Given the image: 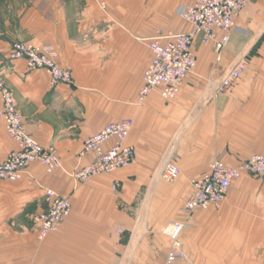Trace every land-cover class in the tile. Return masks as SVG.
<instances>
[{"label":"crops","instance_id":"0c3cea01","mask_svg":"<svg viewBox=\"0 0 264 264\" xmlns=\"http://www.w3.org/2000/svg\"><path fill=\"white\" fill-rule=\"evenodd\" d=\"M190 2L0 0V76L28 133L56 149L63 165L47 173L35 162L19 182L0 180V234L7 242L19 240L21 264H165L172 241L164 230L185 218L192 181L214 160L238 165L264 154V0H251L239 12L220 59L212 45L195 39L197 65L175 98L155 90L139 102L152 58L148 39L159 30L189 31L179 10ZM17 41L52 46L73 82L53 84L45 69L11 59ZM243 57L242 76L217 94ZM123 118L134 120L128 138L134 161L75 180L70 172L95 156L82 154L84 141ZM16 148L0 118V162ZM167 161L181 171L173 182L160 177ZM241 175L221 206L193 214L182 233L188 259L177 264H264V176ZM116 181L122 186L113 191ZM50 187L70 196L72 211L59 230L40 239L34 216L46 208Z\"/></svg>","mask_w":264,"mask_h":264},{"label":"built area","instance_id":"2783aa9c","mask_svg":"<svg viewBox=\"0 0 264 264\" xmlns=\"http://www.w3.org/2000/svg\"><path fill=\"white\" fill-rule=\"evenodd\" d=\"M190 1L180 12V16L190 26L189 31L159 30L158 34L148 39L152 58L143 74L139 102H143L155 90H159L164 99H173L179 94L181 85L194 71L198 62L193 45L197 37L203 43L211 44L217 59H220L223 49L231 39L236 17L251 0ZM10 50V58L25 59L29 69L43 68L48 71L53 84L73 82L71 70L57 62L56 51L52 46L17 41ZM246 65V58H243L231 67L217 87L216 93L228 91L242 76ZM0 94L3 98L0 118L6 123L9 136L17 144V148L10 151L6 159L0 162V180L19 182L35 162L41 163L47 173L63 168L58 151L53 147L43 146L28 133L15 96L1 76ZM133 125L132 118H123L121 121L108 123L93 133L84 141L82 148V154L95 153L93 160L79 165L70 175L78 182H85L96 175L113 172L131 164L136 154L134 145L128 142ZM110 139H115V143L106 150L104 144ZM243 171L264 176V154L254 153L238 165L214 160L207 173L192 181V193L183 207L185 218L183 221H171L164 230L172 241L165 264H177L188 259L182 247V233L192 224L193 214L197 209L221 206L232 183L242 176ZM180 172L175 162L167 161L160 177L164 181L173 182L178 179ZM121 186L116 181L112 184V189L118 191ZM45 195L46 208L34 216L40 239L59 230L63 220L72 211L69 195H61L51 187L45 189Z\"/></svg>","mask_w":264,"mask_h":264},{"label":"rangeland","instance_id":"374dc122","mask_svg":"<svg viewBox=\"0 0 264 264\" xmlns=\"http://www.w3.org/2000/svg\"><path fill=\"white\" fill-rule=\"evenodd\" d=\"M173 1L175 2L176 6H177V4L179 3L180 0H173ZM181 11L182 10H179V14ZM230 43H231V41L227 44V47L230 46ZM193 45H195V42ZM203 45H209L211 47V44H208V43L207 44L203 43ZM243 58H246V61L248 62L247 57H243ZM238 61H239V59L233 64V66L236 65ZM243 172H248L249 174H252L249 171H243ZM252 175H255V174H252ZM256 175H258V174H256ZM15 229L19 230V231L21 230V228L16 227V226H15ZM2 235L3 234H0V264H21L23 261V254L21 251V244H20L19 240H17L16 236H14L15 237L13 239L14 241H8L7 242V240H5L3 238L4 236H2Z\"/></svg>","mask_w":264,"mask_h":264}]
</instances>
